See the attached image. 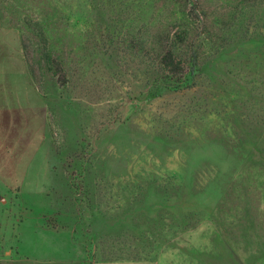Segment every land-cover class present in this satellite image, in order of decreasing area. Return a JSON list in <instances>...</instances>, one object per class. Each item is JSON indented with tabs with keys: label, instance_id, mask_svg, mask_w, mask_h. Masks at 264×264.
<instances>
[{
	"label": "rangeland",
	"instance_id": "374dc122",
	"mask_svg": "<svg viewBox=\"0 0 264 264\" xmlns=\"http://www.w3.org/2000/svg\"><path fill=\"white\" fill-rule=\"evenodd\" d=\"M0 264H264V2L0 0Z\"/></svg>",
	"mask_w": 264,
	"mask_h": 264
},
{
	"label": "trees",
	"instance_id": "16d2710c",
	"mask_svg": "<svg viewBox=\"0 0 264 264\" xmlns=\"http://www.w3.org/2000/svg\"><path fill=\"white\" fill-rule=\"evenodd\" d=\"M252 1L257 4H263L264 2V0H241V4L245 6L246 4L252 3ZM39 29L38 36L42 40H45V38L47 40V36L50 35L49 26L47 24H41ZM178 38V35L172 34L170 41L169 39L166 40L165 44L160 40H157L159 44H157L156 40L152 41L150 43L151 49L143 54L144 56L147 55L150 60L152 71L150 72L149 82L156 90L153 93L155 96H159L166 91H179L192 86L196 83V78L202 70L203 62L199 58L200 55L196 49L195 42L188 41V38L183 41H178ZM145 43L140 42L137 46V42L131 40L127 46L132 49L137 48L138 52H140L146 46ZM43 44L44 42L42 43L41 49L43 48L44 53L41 58L50 62L53 60L54 46L52 45L51 47L49 40L45 47ZM175 59H177V62L173 64L172 62ZM217 161L218 165L224 169L232 162L230 158H221ZM233 162H235V159Z\"/></svg>",
	"mask_w": 264,
	"mask_h": 264
},
{
	"label": "crops",
	"instance_id": "0c3cea01",
	"mask_svg": "<svg viewBox=\"0 0 264 264\" xmlns=\"http://www.w3.org/2000/svg\"><path fill=\"white\" fill-rule=\"evenodd\" d=\"M8 229H9V226H8Z\"/></svg>",
	"mask_w": 264,
	"mask_h": 264
}]
</instances>
